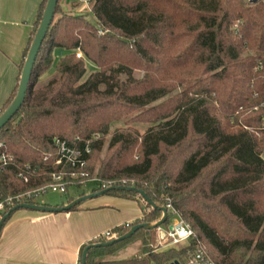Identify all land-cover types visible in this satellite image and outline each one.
Wrapping results in <instances>:
<instances>
[{
  "label": "trees",
  "instance_id": "1",
  "mask_svg": "<svg viewBox=\"0 0 264 264\" xmlns=\"http://www.w3.org/2000/svg\"><path fill=\"white\" fill-rule=\"evenodd\" d=\"M47 1L19 65V81ZM61 1L25 102L0 131V155L14 162L0 172L2 198L51 183L50 173L61 168L55 140L83 152L90 177L91 160L102 150L113 121L140 112L133 121L148 124L144 134L130 128L117 131L110 141L114 153L100 176L105 181L135 179L125 187L144 191L156 208L134 191L109 192L146 203L141 219L111 234L120 238L135 225L158 222L161 208H166L164 225L179 217L195 238L162 250L155 246L158 228L141 229L129 240L91 249L86 264H188L197 250L216 264H264V0L73 2V8L92 2L87 15L66 14ZM59 49L68 54L55 62ZM246 51L253 55L246 56ZM53 67L56 76L36 87ZM182 86L173 99L152 106ZM175 150L184 151L177 169L169 156ZM135 154L139 159L132 161ZM169 163L171 167L163 168ZM24 166L41 172L25 183L17 177ZM71 171H66L69 187L79 188L80 178H72ZM166 195L174 213L167 208ZM12 209L6 208L0 221ZM133 240L142 244L136 256L103 260ZM106 242L103 236L96 241ZM94 243L82 247L80 263Z\"/></svg>",
  "mask_w": 264,
  "mask_h": 264
},
{
  "label": "crops",
  "instance_id": "2",
  "mask_svg": "<svg viewBox=\"0 0 264 264\" xmlns=\"http://www.w3.org/2000/svg\"><path fill=\"white\" fill-rule=\"evenodd\" d=\"M42 2L0 0V114L19 82V65ZM121 199L138 203L140 207L117 203L116 206L120 207L117 209L115 205L86 203L76 211L62 213L25 209L14 212L0 233V264H81L80 254L84 245L95 242L116 227L132 224L143 217L141 200ZM141 246L140 241L134 255L128 258L106 257L103 260L130 259L140 252Z\"/></svg>",
  "mask_w": 264,
  "mask_h": 264
},
{
  "label": "rangeland",
  "instance_id": "3",
  "mask_svg": "<svg viewBox=\"0 0 264 264\" xmlns=\"http://www.w3.org/2000/svg\"><path fill=\"white\" fill-rule=\"evenodd\" d=\"M260 1H263V0H258V2H260ZM73 2L76 3L77 0H62L61 1V3H60L61 7L65 11L66 14L79 12L82 15H87L88 13H90L91 8H92V2H90V1L89 2H81V3H79V5L76 8H73V5H74ZM59 16H61V12H59L56 15L57 18H59ZM89 19H90V17H89ZM67 54H68V52L65 50H62V49L56 50L53 54L55 62L61 60V58H63ZM245 55L246 56H252L253 53L251 51H246ZM88 67L92 71L95 70V67L91 64H89ZM54 69L55 68L53 67L48 73L42 75L38 79L36 87L43 86L49 80L54 78L56 76ZM142 75H143L142 72H136L135 73V76L137 78H141ZM184 89H185V86L180 87L176 92H174L170 96L158 101L157 103H155L152 106L160 105L162 103L170 101L171 99H173L175 97V95L178 92H181ZM5 111H3L0 114V116ZM139 114H140V112H135V113L129 114L127 116H124L123 118L119 119L118 121L117 120L113 121V123L111 124V126L109 128L108 134L106 136H104V146H103L102 150H100V152H98V153H95L94 157L91 160V163H90V165H91V168H90L91 176L86 178L87 173L85 170L77 171V173L79 172V174H81L82 172H84V174H85L84 177H81V176L78 177V178H80L79 179V183H80L79 188H77L76 186H70V187H68L67 193H55V192L49 191L45 195L39 196L35 202L37 204H41V205H51V207H55V206L66 207L70 204L69 202L72 198L74 200H77V199L84 197V196L97 194L98 192H96V190H98V189L103 190L101 188V185H103L105 183L113 182V187H117V186L125 187L127 183L135 184L136 183L135 179L134 180L122 179V180L105 181L104 179L101 178L100 174H101V168L103 167V164L105 162H107L111 158L112 154L114 153L113 150H110V141L117 131H124L125 129L130 128V129L139 131L140 134H144L145 130L147 129L148 124H137V123H134V121H133L134 117L138 116ZM95 137L97 139L102 138L99 135H95ZM183 152H184L183 150H181V151L175 150L174 152H171V154L169 155L174 169L178 168V164L180 162V159L182 158ZM138 159H139L138 154H135L132 157V161H134V160L137 161ZM167 166L171 167V163H169L168 165L167 164L164 165L163 168L166 169ZM71 173H72V171H71ZM165 199L167 200L166 205H168V203H171V199L169 196L166 195ZM143 202L141 201L142 206H144V204H146L145 202L144 203ZM86 203L91 204V205H108L109 207H111L112 205H115V207H117V209H120L119 206H116L117 203H120V204L126 203L128 206H137V207L139 206L140 207V204H138V203L137 204L134 202L132 203V202L126 201L125 199H121V198H118L117 196H113V195H109V194L95 197L91 200H87V201L83 202L82 204H86ZM160 220H161V218L159 219V221ZM155 223H157V222H155ZM155 223H152V224H155ZM160 228L166 229V228H168V225L167 226H165V225L161 226ZM158 231L159 230H157V233H156L155 246H159L160 249H162V250L174 249L175 244L169 243V240H167V239L163 240L162 244L159 243ZM115 238H117L116 235H113L110 238L103 236V240H107V241H111ZM96 241H95V243H96ZM139 244H140L139 240H133L130 243H127V244L119 247L113 255L108 256V257H110V258L111 257H118V258L119 257L120 258L127 257L128 258V257L134 255L133 252L137 249V246H139ZM190 258H191V254L189 256V260H190Z\"/></svg>",
  "mask_w": 264,
  "mask_h": 264
},
{
  "label": "built area",
  "instance_id": "4",
  "mask_svg": "<svg viewBox=\"0 0 264 264\" xmlns=\"http://www.w3.org/2000/svg\"><path fill=\"white\" fill-rule=\"evenodd\" d=\"M77 57H82L79 52ZM55 144L58 148V159L56 164L60 166V170L53 171L50 173L51 183L35 188L30 191L19 193L16 195H11L6 198H2L0 195V215L6 210V208H14L21 204H32L31 202L36 201L41 195H45L47 192L55 193H67L69 182L66 180V171L68 168H72L73 171L70 174L72 178L77 179L78 177H84L85 174L82 172L79 174L77 171H83L87 166V161L83 158V152L77 147H70L67 142L61 140H55ZM85 152L90 153L91 150L87 146L85 147ZM14 165L13 159L6 155H0V172L4 171L9 166ZM41 170L39 168L24 166L19 167L17 171V177L25 183H29L31 178H34L40 174ZM113 187V182L105 183L101 185L103 190ZM167 208H169L173 213L174 209L171 203H168ZM177 218L179 220L178 224L174 225V230L171 231L169 226L172 225V220ZM168 228H158V241L162 244V241L167 239L171 244H180L182 242L191 241L195 238V232L192 227L184 222L179 217H174ZM114 234L111 232L107 233L104 237L110 238ZM188 264H216L213 262L204 251L197 250L189 260Z\"/></svg>",
  "mask_w": 264,
  "mask_h": 264
},
{
  "label": "water",
  "instance_id": "5",
  "mask_svg": "<svg viewBox=\"0 0 264 264\" xmlns=\"http://www.w3.org/2000/svg\"><path fill=\"white\" fill-rule=\"evenodd\" d=\"M249 1L253 2V3L258 2V0H249ZM58 3H59V0H48L47 1L45 10H44V13L42 16V20L39 24L35 38L33 40V43L31 45V48L28 52V56H27L26 61H25V65H24V68L22 71V75H21V78L19 81L17 94H16L15 98L13 99V101L11 102V104L9 105V107L6 109V111L0 116V131L14 118V116L17 114V112L20 110V108L22 107V105L25 102L26 95L28 93V89H29V85H30V81H31V77H32V73L34 70V66H35L37 57L39 55V52L41 50V47L43 45V42L46 39L47 34L49 32V29H50L52 22L54 20ZM117 190L134 191L139 196H141L147 204H149L153 208H156V205L154 204V202L142 190H138L135 188H128V187H110L108 189H105V190L98 192L97 194L84 196V197H81L77 200H74L73 202H71L66 207H51V206H42V205H38V204H21V205H18L16 207H14L7 215H5L1 219V221H0V232H1L4 224L6 223L8 218L10 217V215L12 213L18 211V210L25 209V210H31V211L47 212V213L69 212L73 208H75L78 205H81L83 202H85L87 200H91L95 197L103 196V195L108 194L109 192L117 191ZM161 210L163 212V218L155 224H146L145 223V224L135 225L130 229V231L127 234H125L124 236H122L120 238H115V239H113L109 242H106V243H94L92 245H89L83 252L81 264H86L88 254H89L91 249L100 248V247H111V246H113L119 242L129 240L141 229L160 228L168 220V210L166 208H161ZM178 223H179V220L177 218H174L172 220V225L169 226V229L171 231H173L174 225L178 224ZM171 264H179V263L174 262Z\"/></svg>",
  "mask_w": 264,
  "mask_h": 264
}]
</instances>
